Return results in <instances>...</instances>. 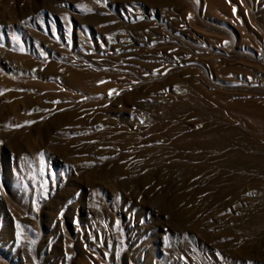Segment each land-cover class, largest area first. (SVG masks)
<instances>
[{
  "label": "rangeland",
  "instance_id": "rangeland-1",
  "mask_svg": "<svg viewBox=\"0 0 264 264\" xmlns=\"http://www.w3.org/2000/svg\"><path fill=\"white\" fill-rule=\"evenodd\" d=\"M231 102L264 106V0H0V264H264Z\"/></svg>",
  "mask_w": 264,
  "mask_h": 264
},
{
  "label": "bare ground",
  "instance_id": "bare-ground-1",
  "mask_svg": "<svg viewBox=\"0 0 264 264\" xmlns=\"http://www.w3.org/2000/svg\"><path fill=\"white\" fill-rule=\"evenodd\" d=\"M194 89V88H193ZM195 90H196V88H195ZM197 91V90H196ZM197 93H201V92H197ZM204 93H206V92H203L202 94L203 95H205ZM192 94V93H191ZM192 96V95H191ZM208 96H209V94H208ZM198 97V96H197ZM201 97V96H200ZM211 97V96H210ZM183 98V97H182ZM192 98V97H191ZM205 98H207V97H205ZM209 98V97H208ZM212 98V97H211ZM194 99V98H193ZM178 100V99H177ZM192 100V99H191ZM195 100H197L196 99V97H195ZM202 100V99H201ZM201 100H199V101H201ZM205 100V99H204ZM209 100V99H208ZM211 100V99H210ZM212 100H213V98H212ZM211 100V101H212ZM216 101H218V100H216ZM193 102V101H192ZM191 102V103H192ZM202 102H204V101H202ZM205 102H207V104H210V103H208V101H206L205 100ZM204 102V104H206ZM214 102H215V100H214ZM184 103H187V102H184ZM196 103V102H195ZM194 103V104H195ZM216 103V102H215ZM217 103H219V101L217 102ZM222 103V102H221ZM200 104V103H199ZM189 105H190V103H189ZM211 105H213V104H211ZM211 105H210V108H212L211 107ZM195 106V105H194ZM200 106V105H199ZM203 107H204V105H202ZM219 107H221V111H218L220 114L222 113H226L227 115H229V116H231V117H234V118H237V119H240V120H242V122L244 123V125H245V128L246 129H248L250 132H252V133H262V134H264V106H261V105H251V104H249V103H241V102H231V104H224V105H219ZM191 108V107H190ZM207 108H209L208 107V105H207ZM214 108V107H213ZM185 109H187V108H185ZM216 109V108H215ZM174 110H175V108H174ZM198 111V110H197ZM201 110H199V112H200ZM204 111H205V109H204ZM204 111H203V113H204ZM208 112H209V109L207 110ZM207 111H205V112H207ZM187 112V111H186ZM196 112V111H195ZM190 113V112H189ZM194 113V112H193ZM202 113V112H201ZM213 113V112H212ZM178 114H180V112L178 113ZM178 114H176V115H178ZM181 115H183L182 113H181ZM193 115V114H192ZM195 115H196V113H195ZM207 115H209V114H207ZM211 116H212V114H210ZM209 115V116H210ZM174 117V116H173ZM177 116H175L174 118H176ZM183 117V116H182ZM202 117V116H201ZM223 117V116H222ZM227 117V116H226ZM174 118H172V119H174ZM178 118V117H177ZM176 118V119H177ZM191 118H193V117H191ZM190 118V119H191ZM195 118V117H194ZM193 118V119H194ZM209 118V117H208ZM228 118V117H227ZM233 118V119H234ZM179 119V118H178ZM181 120V119H180ZM219 120V119H218ZM221 120V119H220ZM228 120H229V118H228ZM205 121H208L207 119L205 120ZM205 121H203V122H205ZM225 121V120H224ZM230 121V120H229ZM229 121H227V122H229ZM233 122V121H232ZM199 123V122H198ZM206 123H209V122H206ZM223 123V122H222ZM202 124V123H201ZM204 124V123H203ZM184 125V124H183ZM198 126L200 125V124H197ZM221 125V124H220ZM218 126V125H210V126H207L206 125V127L204 126V128H206V130H209L211 133H214V135L216 134V136H217V139L215 140V142L216 143H218L219 145H226L227 146V148H228V155H229V159H227L226 158V160H224L225 161V166H227L228 168H231L230 170L232 171V168H234L233 170H235V169H237V170H239V169H244V170H246V169H251V170H261V171H264V138H262V137H258V136H256V135H254V134H251V135H249V134H240V135H238V133H237V131L235 130V129H233V128H231L232 126H225V124L222 126ZM174 126V125H173ZM201 126V125H200ZM176 127V126H175ZM183 127V126H182ZM168 128V127H167ZM197 128V127H196ZM169 129H170V127H169ZM201 129V128H200ZM188 130V129H187ZM191 130V129H190ZM168 131V130H167ZM198 131L200 132L201 131V133H202V131H203V129L202 130H199V128H198ZM205 131V130H204ZM240 131V130H239ZM242 131V130H241ZM206 133H207V131H205ZM166 133V132H165ZM165 133H163V134H165ZM170 133V132H169ZM188 133V132H187ZM200 133V134H201ZM196 134V133H195ZM194 134V135H195ZM197 134H199L198 132H197ZM185 135H187V134H185ZM193 135V136H194ZM165 137V136H164ZM168 139V138H167ZM199 140V139H198ZM174 143V142H173ZM236 143H241V144H243V146L244 147H246V148H250L251 150L252 149H256V150H258V151H260V152H262V154L260 155V156H258V157H256V158H254L253 159V161H251V160H248V159H245L246 158V156L244 155V153H241L240 151H238V150H236V149H234V148H232L234 145L233 144H236ZM200 144V143H199ZM171 146H172V144H170ZM197 145V144H196ZM201 145V144H200ZM198 146V145H197ZM206 146V145H205ZM178 147V146H177ZM177 147H175V148H177ZM194 147H195V145H194ZM204 147V146H203ZM203 147H201V148H203ZM222 147V146H221ZM199 148V147H198ZM209 148V145H208V147H207V149ZM212 148V147H211ZM178 149V148H177ZM204 149H206L205 147H204ZM250 149H249V151H250ZM196 150H197V147H196ZM211 150V149H210ZM214 150V149H213ZM244 150H246V149H244ZM187 151V150H186ZM195 151V150H194ZM193 151V152H194ZM222 152V151H221ZM243 152V151H242ZM188 154H190V153H188ZM213 154V153H212ZM250 154V153H249ZM248 154V155H249ZM206 155V154H205ZM255 155V154H254ZM218 156V155H217ZM215 157V156H214ZM224 157V156H223ZM219 158V157H218ZM217 158V159H218ZM221 158H222V156H221ZM199 160V159H198ZM200 161V160H199ZM219 161V160H218ZM223 161V162H224ZM197 162V161H196ZM210 162V161H209ZM211 162H212V160H211ZM215 162V161H214ZM212 164V163H211ZM214 166V165H213ZM212 166V167H213ZM216 167V166H215ZM227 167H223V168H227ZM218 168H220L219 166H218ZM207 170V169H206ZM218 170V169H217ZM219 171V170H218ZM218 171H216V172H218ZM223 171V170H222ZM240 171V170H239ZM200 173H201V171H199ZM210 171H208L207 173H209ZM220 172V171H219ZM218 172V173H219ZM236 172H238V171H236ZM242 172V171H241ZM244 172V171H243ZM257 172V171H256ZM211 173H213V172H211ZM223 173V172H222ZM228 173V172H227ZM248 173H249V171H248ZM252 173H254V172H252ZM230 174H233V173H230ZM225 175V174H224ZM214 176H215V174H214ZM217 176V175H216ZM223 176V175H222ZM227 176H228V174H227ZM219 177V176H218ZM192 181V180H191ZM235 190V189H234Z\"/></svg>",
  "mask_w": 264,
  "mask_h": 264
}]
</instances>
